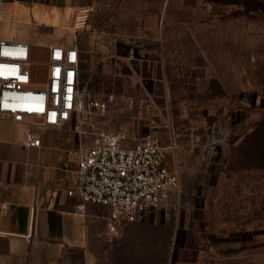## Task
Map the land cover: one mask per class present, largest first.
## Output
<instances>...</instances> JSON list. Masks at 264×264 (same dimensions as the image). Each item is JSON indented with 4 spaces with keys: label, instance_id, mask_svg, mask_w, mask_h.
Listing matches in <instances>:
<instances>
[{
    "label": "rangeland",
    "instance_id": "rangeland-1",
    "mask_svg": "<svg viewBox=\"0 0 264 264\" xmlns=\"http://www.w3.org/2000/svg\"><path fill=\"white\" fill-rule=\"evenodd\" d=\"M82 28L89 92L128 86L115 60L148 46L184 131L163 142L177 168L176 209L170 220L159 211L137 220L158 226L156 238L145 243L147 260L122 264L161 263L150 246L166 249L167 228L165 264H264V0H93ZM44 53L35 50L34 60ZM32 69L44 80L43 66ZM100 117L105 128L118 124Z\"/></svg>",
    "mask_w": 264,
    "mask_h": 264
},
{
    "label": "crops",
    "instance_id": "crops-1",
    "mask_svg": "<svg viewBox=\"0 0 264 264\" xmlns=\"http://www.w3.org/2000/svg\"><path fill=\"white\" fill-rule=\"evenodd\" d=\"M92 3L0 0V37L25 40L32 52L40 47L45 52L48 44L76 45L84 78L86 31L74 28L73 22L77 10ZM144 46L130 47L128 53L115 60L113 70L128 86L118 93L113 91L115 101L106 115H114L117 123H124L131 140L151 131L165 144L177 140L184 131L172 122L165 103L168 92L164 69L154 63L153 51ZM100 118L97 122L101 126ZM74 124L71 118L60 126L41 128L36 118L16 122L0 114V264H122L125 260H147L145 243L155 240L158 226L135 221L111 234L106 206L90 203L84 212L74 209V198L66 189L74 183L79 153L91 143L87 124L79 128ZM29 132L40 136L39 147L25 145ZM166 163L171 168L167 157ZM172 169L177 170L176 166ZM157 211L170 220L161 209L143 218ZM165 231L168 245L170 230ZM167 245L166 249L164 244L159 248L150 246L152 251H161L159 264H165V253L170 254Z\"/></svg>",
    "mask_w": 264,
    "mask_h": 264
},
{
    "label": "built area",
    "instance_id": "built-area-1",
    "mask_svg": "<svg viewBox=\"0 0 264 264\" xmlns=\"http://www.w3.org/2000/svg\"><path fill=\"white\" fill-rule=\"evenodd\" d=\"M89 10H77L74 28L85 26ZM35 62L45 69L41 82L32 69ZM80 62L76 45L48 44L44 56L34 60L27 41L0 37V114L16 122L36 118L41 128L57 127L71 118L76 128L87 124L91 143L79 153L74 183L66 193L74 198L77 212L90 203L106 206L111 234L155 209L170 219L180 194L177 171L166 163L171 144H162L151 131L131 140L124 123L100 126L97 118L107 114L115 94H91ZM25 145L39 147L40 136L29 132ZM5 210L3 204L2 213Z\"/></svg>",
    "mask_w": 264,
    "mask_h": 264
}]
</instances>
